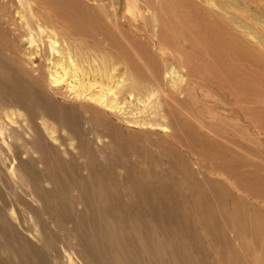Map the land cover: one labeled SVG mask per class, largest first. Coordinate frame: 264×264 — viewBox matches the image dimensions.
Instances as JSON below:
<instances>
[{
  "label": "rangeland",
  "instance_id": "obj_1",
  "mask_svg": "<svg viewBox=\"0 0 264 264\" xmlns=\"http://www.w3.org/2000/svg\"><path fill=\"white\" fill-rule=\"evenodd\" d=\"M0 264H264V0H0Z\"/></svg>",
  "mask_w": 264,
  "mask_h": 264
},
{
  "label": "bare ground",
  "instance_id": "obj_2",
  "mask_svg": "<svg viewBox=\"0 0 264 264\" xmlns=\"http://www.w3.org/2000/svg\"><path fill=\"white\" fill-rule=\"evenodd\" d=\"M71 19H72V18H71ZM71 23H72V22H71ZM76 23H77V22H76ZM74 26H75V25H74ZM76 26H78V25H76ZM76 26H75V27H76Z\"/></svg>",
  "mask_w": 264,
  "mask_h": 264
}]
</instances>
